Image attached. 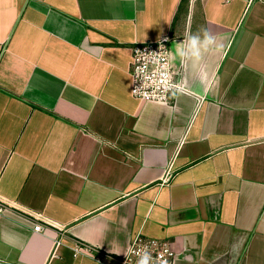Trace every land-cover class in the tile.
<instances>
[{
  "label": "crops",
  "instance_id": "obj_1",
  "mask_svg": "<svg viewBox=\"0 0 264 264\" xmlns=\"http://www.w3.org/2000/svg\"><path fill=\"white\" fill-rule=\"evenodd\" d=\"M165 36L187 91L140 102L131 47ZM0 198V264H101L77 243L137 235L264 264V0H0Z\"/></svg>",
  "mask_w": 264,
  "mask_h": 264
},
{
  "label": "built area",
  "instance_id": "obj_2",
  "mask_svg": "<svg viewBox=\"0 0 264 264\" xmlns=\"http://www.w3.org/2000/svg\"><path fill=\"white\" fill-rule=\"evenodd\" d=\"M197 1L189 0L191 4ZM170 42V38L165 36L154 42L138 43L131 47L130 94L134 99L170 104L175 96L187 91L185 62L182 61L178 69L174 66ZM13 207V203L0 198V214ZM41 228V219L38 218L34 231H40ZM145 252L150 257L148 264H175V253L170 242L140 235L131 239L122 257L112 256L83 243H77L76 246V253L86 254L101 264H138Z\"/></svg>",
  "mask_w": 264,
  "mask_h": 264
},
{
  "label": "clouds",
  "instance_id": "obj_3",
  "mask_svg": "<svg viewBox=\"0 0 264 264\" xmlns=\"http://www.w3.org/2000/svg\"><path fill=\"white\" fill-rule=\"evenodd\" d=\"M201 31L204 33V40L201 41L198 35H192L190 32L187 41L183 42L182 45L176 50L177 55L183 58L185 55L191 53L192 55L199 58L201 47L206 48L213 42L212 37L209 35V32L206 29H201ZM219 47H222V45ZM149 259V254L145 252L138 260V264H148Z\"/></svg>",
  "mask_w": 264,
  "mask_h": 264
}]
</instances>
